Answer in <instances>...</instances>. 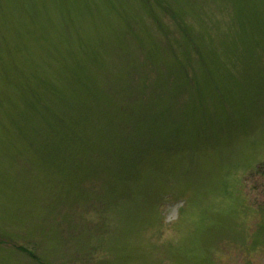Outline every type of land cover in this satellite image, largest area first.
Instances as JSON below:
<instances>
[{
  "label": "rangeland",
  "instance_id": "obj_1",
  "mask_svg": "<svg viewBox=\"0 0 264 264\" xmlns=\"http://www.w3.org/2000/svg\"><path fill=\"white\" fill-rule=\"evenodd\" d=\"M0 264H264V0H0Z\"/></svg>",
  "mask_w": 264,
  "mask_h": 264
},
{
  "label": "trees",
  "instance_id": "obj_2",
  "mask_svg": "<svg viewBox=\"0 0 264 264\" xmlns=\"http://www.w3.org/2000/svg\"><path fill=\"white\" fill-rule=\"evenodd\" d=\"M25 251V249H23ZM27 251V250H26Z\"/></svg>",
  "mask_w": 264,
  "mask_h": 264
}]
</instances>
